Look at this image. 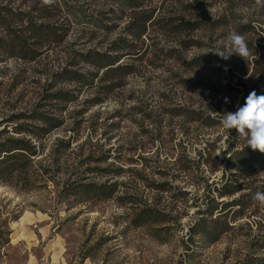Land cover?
Returning a JSON list of instances; mask_svg holds the SVG:
<instances>
[{
  "label": "rangeland",
  "instance_id": "obj_1",
  "mask_svg": "<svg viewBox=\"0 0 264 264\" xmlns=\"http://www.w3.org/2000/svg\"><path fill=\"white\" fill-rule=\"evenodd\" d=\"M36 2L0 0L60 36L42 40L31 64L0 63V132L29 137L15 128L40 122H4L20 112L46 113L62 124L42 141L32 168L0 183V227L10 232L0 264H263L264 206L253 196L264 192V171L246 174L240 194L219 199L245 195L248 205L224 212L230 229L217 242L195 227L206 209L205 185L238 169L225 170L227 130L193 122L189 112L222 117L244 101L263 67L256 62L264 48V0H153L147 34L120 52L118 64L133 73L111 92L100 78L81 87L62 74L76 53L123 45L130 23L141 21L122 14L119 0H51L39 6H51L45 15L31 10ZM233 31L245 36L248 58L231 54ZM221 48L229 59L214 53ZM60 91L74 101L53 100ZM186 165L200 169L182 173ZM89 183L115 191L102 199L73 194ZM145 210L150 218L134 226Z\"/></svg>",
  "mask_w": 264,
  "mask_h": 264
},
{
  "label": "trees",
  "instance_id": "obj_2",
  "mask_svg": "<svg viewBox=\"0 0 264 264\" xmlns=\"http://www.w3.org/2000/svg\"><path fill=\"white\" fill-rule=\"evenodd\" d=\"M49 0H37L35 6L31 8L33 12L50 13L51 6L41 4ZM153 0H119L121 13L131 11V14L136 17L141 23H130L128 26V34L131 39H122L123 45L119 42L112 43L105 51L89 50L86 53H76L77 55L70 57L69 68L65 69L63 76L66 80L76 83L81 87H93L97 79H101L104 83H110L109 86L103 87L107 92L120 86L119 80L133 73L134 68L130 65L118 64L123 54L120 52L129 50L133 47V40H140L148 32V27L152 23L154 11L147 9V4ZM140 9V10H138ZM32 13H16L7 7L0 6V63H5L9 59H17L23 64H31L35 62L42 54L40 51V42L42 40H50L56 42L59 40L57 29L49 24H36L32 20ZM134 20V19H133ZM26 25L20 27V25ZM71 24V21L68 22ZM20 27V28H18ZM249 29H252L250 26ZM89 66L88 71L80 69V63ZM256 62V61H255ZM262 68L257 69L259 77L253 83L244 101L240 106H243L246 97L253 90L257 95H264V48L260 56ZM206 64V63H202ZM102 76L100 77V74ZM16 77L14 78V80ZM118 82V83H117ZM53 100H61L62 102H73L74 95L68 92L60 91L51 96ZM103 103L102 100L96 101L94 104ZM232 107V105H230ZM27 115L24 112L13 113L11 117L4 122H13L20 119H29L33 122H40V125H18L15 128L16 133L28 134L29 137L14 138L6 136L8 131L5 129L0 132V183L6 182L18 173L27 172L32 168L33 162L42 153V141L50 134L53 129L59 128L62 124L58 119H55L46 113L37 111L30 112ZM190 120L193 122H202L208 127H213L221 124L222 117L206 115L203 111H190ZM228 133V148L221 155L223 162L226 164L225 170L237 168V173H225L220 182H212L206 184L207 202L204 211L199 210L197 215L204 216L200 218L195 227L200 229V235L210 243H215L230 229L229 223L224 221L225 211L230 207L242 206L248 204L243 203L246 197L242 195L238 200L231 202L220 201L219 199L233 197L240 194L244 187L241 183V178L246 174H258L264 171V153L254 151L246 146L244 139L240 138L235 129L227 131ZM69 146V145H68ZM228 158V159H227ZM191 164V162L189 163ZM199 170V166L194 168L191 165L182 166L179 168L182 173H187L191 170ZM187 176V175H186ZM245 178V177H244ZM194 182V179H190ZM114 186L98 185L95 183L81 184L76 189L74 195H81L87 199L110 197L114 193ZM216 196V197H215ZM251 197V196H249ZM149 211H141L137 215L138 220L134 221V226L140 227L150 218ZM0 249L10 243V232L6 231L4 226L0 227ZM194 229V228H192ZM192 241V237H190ZM264 246V242L261 243ZM1 259V258H0ZM87 259V258H85ZM264 264V259L260 260ZM258 263V262H257Z\"/></svg>",
  "mask_w": 264,
  "mask_h": 264
},
{
  "label": "clouds",
  "instance_id": "obj_3",
  "mask_svg": "<svg viewBox=\"0 0 264 264\" xmlns=\"http://www.w3.org/2000/svg\"><path fill=\"white\" fill-rule=\"evenodd\" d=\"M227 40L232 48L231 54L235 53L244 59L250 56L244 35L233 31L229 33ZM214 53L224 60L231 56L223 48ZM220 123L223 130L230 132L235 129L239 137L245 140L247 147L264 153V95H257L253 90L246 97L243 106H238L235 112L223 114ZM253 199L264 206V192L255 193Z\"/></svg>",
  "mask_w": 264,
  "mask_h": 264
}]
</instances>
